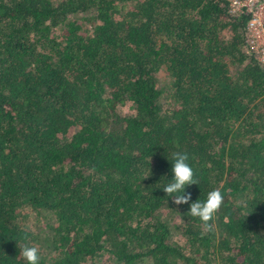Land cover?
<instances>
[{
	"label": "trees",
	"instance_id": "obj_1",
	"mask_svg": "<svg viewBox=\"0 0 264 264\" xmlns=\"http://www.w3.org/2000/svg\"><path fill=\"white\" fill-rule=\"evenodd\" d=\"M227 9L0 0V264H264V64ZM175 152L212 231L162 190Z\"/></svg>",
	"mask_w": 264,
	"mask_h": 264
},
{
	"label": "clouds",
	"instance_id": "obj_2",
	"mask_svg": "<svg viewBox=\"0 0 264 264\" xmlns=\"http://www.w3.org/2000/svg\"><path fill=\"white\" fill-rule=\"evenodd\" d=\"M173 163L171 167L172 179L162 190L166 196L172 197V203L176 205L189 204L191 194L185 193L187 185L198 184L194 179V170L188 163L189 156L186 152L173 153ZM224 201V197L219 188L208 192L204 201L196 200L189 204L187 215L197 218L203 225L205 232L212 231V224L215 214L219 211ZM21 256L26 264H39V249L35 246L23 245L21 247Z\"/></svg>",
	"mask_w": 264,
	"mask_h": 264
},
{
	"label": "built area",
	"instance_id": "obj_3",
	"mask_svg": "<svg viewBox=\"0 0 264 264\" xmlns=\"http://www.w3.org/2000/svg\"><path fill=\"white\" fill-rule=\"evenodd\" d=\"M230 14L249 15L245 25L246 45L264 64V0H228Z\"/></svg>",
	"mask_w": 264,
	"mask_h": 264
},
{
	"label": "rangeland",
	"instance_id": "obj_4",
	"mask_svg": "<svg viewBox=\"0 0 264 264\" xmlns=\"http://www.w3.org/2000/svg\"><path fill=\"white\" fill-rule=\"evenodd\" d=\"M164 77H165V74H164V71H162V70H160V71H158V78L159 79H164ZM167 102V99H163V102ZM165 104V103H164ZM118 109L120 110V111H130L131 109L129 108V106H128V104H120V105H118ZM95 258V257H94Z\"/></svg>",
	"mask_w": 264,
	"mask_h": 264
}]
</instances>
